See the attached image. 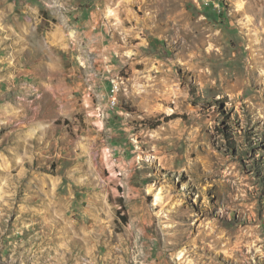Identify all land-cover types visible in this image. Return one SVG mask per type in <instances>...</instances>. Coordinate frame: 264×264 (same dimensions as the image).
<instances>
[{
    "label": "rangeland",
    "instance_id": "rangeland-1",
    "mask_svg": "<svg viewBox=\"0 0 264 264\" xmlns=\"http://www.w3.org/2000/svg\"><path fill=\"white\" fill-rule=\"evenodd\" d=\"M7 107L0 264H264V0H0Z\"/></svg>",
    "mask_w": 264,
    "mask_h": 264
},
{
    "label": "built area",
    "instance_id": "built-area-1",
    "mask_svg": "<svg viewBox=\"0 0 264 264\" xmlns=\"http://www.w3.org/2000/svg\"><path fill=\"white\" fill-rule=\"evenodd\" d=\"M118 89L111 86V89L108 91V98L106 104L112 105V108L117 107L118 104Z\"/></svg>",
    "mask_w": 264,
    "mask_h": 264
},
{
    "label": "bare ground",
    "instance_id": "bare-ground-1",
    "mask_svg": "<svg viewBox=\"0 0 264 264\" xmlns=\"http://www.w3.org/2000/svg\"><path fill=\"white\" fill-rule=\"evenodd\" d=\"M114 81V80H113ZM116 82V81H115ZM115 82H113V83H115ZM118 84V83H117ZM114 85V84H113ZM116 88V87H115ZM120 88V87H119ZM119 90V89H118ZM112 106V105H111ZM7 110H8V112H9V108L7 107V108H3L1 111H0V113L1 114H4V115H7ZM13 112L14 111H12L11 109H10V114H13ZM173 172H178V170H173ZM190 251V250H189ZM191 253H193V250L191 251ZM186 253H184V252H182V253H180V255L182 256V258L180 259L181 261H182V259L184 260V261H186V255H185ZM216 255V254H215ZM198 259V261H200V258H197ZM234 259V258H233ZM233 262V261H232ZM235 262V261H234ZM240 263V262H239ZM177 264H179V263H177ZM197 264H205L204 262H197ZM210 264H213V263H210Z\"/></svg>",
    "mask_w": 264,
    "mask_h": 264
}]
</instances>
